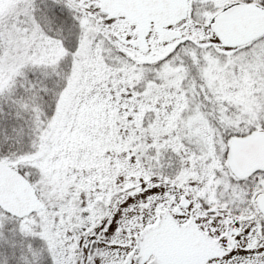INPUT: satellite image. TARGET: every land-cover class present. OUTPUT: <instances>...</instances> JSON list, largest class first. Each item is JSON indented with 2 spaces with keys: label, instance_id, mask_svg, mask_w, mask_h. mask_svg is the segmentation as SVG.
I'll return each mask as SVG.
<instances>
[{
  "label": "snow or ice",
  "instance_id": "6c2138e0",
  "mask_svg": "<svg viewBox=\"0 0 264 264\" xmlns=\"http://www.w3.org/2000/svg\"><path fill=\"white\" fill-rule=\"evenodd\" d=\"M0 264H264V0H0Z\"/></svg>",
  "mask_w": 264,
  "mask_h": 264
}]
</instances>
